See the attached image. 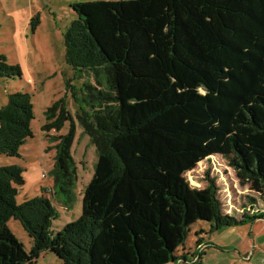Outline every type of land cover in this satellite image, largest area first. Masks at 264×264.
I'll return each mask as SVG.
<instances>
[{
    "label": "trees",
    "instance_id": "obj_1",
    "mask_svg": "<svg viewBox=\"0 0 264 264\" xmlns=\"http://www.w3.org/2000/svg\"><path fill=\"white\" fill-rule=\"evenodd\" d=\"M63 34L65 61L106 80L81 117L97 151L81 215L52 234L48 196L16 202L24 180L0 166V264H36L52 251L63 264H168L190 228L199 235L264 218L224 213L215 178L202 188L185 173L221 155L240 185L264 202V0H87ZM0 54V77L20 76ZM97 83L99 81L97 80ZM46 131L69 117L45 111ZM86 116V117H85ZM88 117V118H87ZM31 96L12 92L0 107V155L19 156L32 136ZM73 128L59 137L55 185L71 186ZM69 191V189H62ZM14 218L32 240L27 252L7 226ZM206 246V245H204Z\"/></svg>",
    "mask_w": 264,
    "mask_h": 264
},
{
    "label": "rangeland",
    "instance_id": "obj_2",
    "mask_svg": "<svg viewBox=\"0 0 264 264\" xmlns=\"http://www.w3.org/2000/svg\"><path fill=\"white\" fill-rule=\"evenodd\" d=\"M81 1L87 0H0V54L6 57L9 65L19 66L21 72L20 76L0 77V107L7 103L10 93L20 91L31 96L34 112L30 122L32 136L20 146L19 156L0 155V166L17 165L22 169L24 182L17 187L15 196L18 204L39 195L50 198L55 209L50 224L52 234L81 215L84 190L93 177L97 161L96 147L84 131L81 117L90 115L93 110L95 88L110 92L102 77L104 73L100 72L97 79L93 71L73 69L65 61L63 34L76 18L72 5ZM55 103L62 105L69 117L59 129L46 131L43 128L47 123L45 111ZM71 128L74 177L69 187L63 181L55 185L56 145L59 137L67 135ZM184 175L198 188L207 185L208 177H214L224 213L239 217L247 210L249 213L264 212L261 200L249 203L248 197H257L248 186L240 185L234 170L221 155L204 159ZM202 223L205 222L191 226L184 245L193 243L194 230ZM252 223L232 232L224 230L214 234L215 242L226 248L210 249L203 264H264V233H260L259 238L255 235L263 223H254L256 231ZM6 224L28 252L32 240L20 221L10 218ZM233 240L244 255L233 250ZM181 250L182 246L178 254ZM195 251L196 247L193 253ZM249 253L251 258L245 260ZM36 264L63 263L56 254L46 250L39 254Z\"/></svg>",
    "mask_w": 264,
    "mask_h": 264
},
{
    "label": "crops",
    "instance_id": "obj_3",
    "mask_svg": "<svg viewBox=\"0 0 264 264\" xmlns=\"http://www.w3.org/2000/svg\"><path fill=\"white\" fill-rule=\"evenodd\" d=\"M262 213L264 214V212H262ZM256 222L263 223L261 229H257V231L255 230V224H254ZM252 224H253L252 228H254V231H256L255 232L256 238H259L260 236H258V235H260V233H264L263 232L264 231L263 230L264 229V218H259V219L255 220ZM246 225L247 224H244V225H241V226H235V227H228V228L221 229L219 231H214V232H209L207 234H203L202 236L199 235L198 237L199 238L201 237V241L203 242V245H206V246L202 245L204 248L201 251L200 257L197 260H193L192 259V254H193V251L195 250V247H196L195 243H196V240H197L196 232L199 231L198 229H207V227H208L207 224H203L202 223L201 225H199L198 229L194 230L193 243L191 245H184L182 247V250L180 251L181 253L185 254L186 259L181 261V262H179V263L178 262H174V263L171 262V263H168V264H203L204 260L207 259L208 252H209L210 249L215 248V249L224 250L226 248V246H221L222 244H218V243L215 242L214 234H218L219 232H222L224 230H226L227 232H232V230H236L237 228L245 227ZM250 234H251V231H250ZM251 235H253V234H251ZM254 240H255V236L252 237L253 243H254ZM231 243H233L234 247H235L233 250H235L240 255H244V254L241 253V250L239 249L236 240H233ZM187 254H189V255L187 256ZM251 255L249 253V254L246 255V257L245 256H243V257H245V260H249L251 258ZM248 264H251V263L249 262Z\"/></svg>",
    "mask_w": 264,
    "mask_h": 264
},
{
    "label": "built area",
    "instance_id": "obj_4",
    "mask_svg": "<svg viewBox=\"0 0 264 264\" xmlns=\"http://www.w3.org/2000/svg\"><path fill=\"white\" fill-rule=\"evenodd\" d=\"M204 246V245H203ZM202 245L198 246L196 251L192 254V259L197 260L200 257L201 251L204 248ZM264 261V259H263ZM178 263L181 262L180 260L177 261Z\"/></svg>",
    "mask_w": 264,
    "mask_h": 264
}]
</instances>
